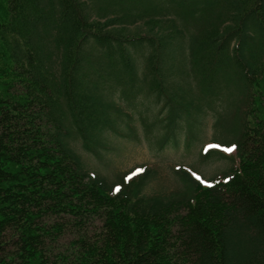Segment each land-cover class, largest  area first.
<instances>
[{
    "label": "trees",
    "instance_id": "obj_1",
    "mask_svg": "<svg viewBox=\"0 0 264 264\" xmlns=\"http://www.w3.org/2000/svg\"><path fill=\"white\" fill-rule=\"evenodd\" d=\"M208 109L231 163L166 194L74 144L190 146ZM0 264H264V0H0Z\"/></svg>",
    "mask_w": 264,
    "mask_h": 264
},
{
    "label": "rangeland",
    "instance_id": "obj_2",
    "mask_svg": "<svg viewBox=\"0 0 264 264\" xmlns=\"http://www.w3.org/2000/svg\"><path fill=\"white\" fill-rule=\"evenodd\" d=\"M144 30L145 27L137 23L134 26L129 25L126 33L130 35L135 32L144 34ZM146 104H153L150 102V98L146 99ZM217 104L214 102L213 107H217ZM208 110L202 123L200 135L190 146L185 145L184 137L181 136L177 145L170 143L160 148L156 143L148 142L142 136L141 126L137 121L139 139L111 136V147L107 151L101 152V157L86 152L80 142L74 144L90 171L100 173L108 179H114L115 175L120 172L132 170L137 173L138 170H141L140 167L149 168L152 170V175L142 189L143 193L166 194L180 185L179 176L175 172L177 168L183 167L199 179L206 180L227 169L230 165V160L222 157H212L207 160L201 158L202 150L210 148L209 146L220 145L219 141L214 140L213 111ZM158 116L161 117L162 114ZM213 148L221 149L219 146ZM63 241L65 242L66 239Z\"/></svg>",
    "mask_w": 264,
    "mask_h": 264
},
{
    "label": "snow or ice",
    "instance_id": "obj_3",
    "mask_svg": "<svg viewBox=\"0 0 264 264\" xmlns=\"http://www.w3.org/2000/svg\"><path fill=\"white\" fill-rule=\"evenodd\" d=\"M209 147H218V146H209ZM235 149V146H232V147H230V148H226V149H224L225 151H228V152H231V151H233ZM139 171V170H138ZM118 190V189H117Z\"/></svg>",
    "mask_w": 264,
    "mask_h": 264
}]
</instances>
